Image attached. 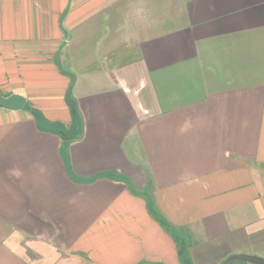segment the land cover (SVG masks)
<instances>
[{
	"label": "crops",
	"instance_id": "obj_1",
	"mask_svg": "<svg viewBox=\"0 0 264 264\" xmlns=\"http://www.w3.org/2000/svg\"><path fill=\"white\" fill-rule=\"evenodd\" d=\"M12 94L0 264L264 259V0H0Z\"/></svg>",
	"mask_w": 264,
	"mask_h": 264
},
{
	"label": "water",
	"instance_id": "obj_2",
	"mask_svg": "<svg viewBox=\"0 0 264 264\" xmlns=\"http://www.w3.org/2000/svg\"><path fill=\"white\" fill-rule=\"evenodd\" d=\"M24 102H25V98L17 94H12L8 97H4L0 95V106L6 109H10V110L20 109L23 107ZM232 260H241L252 264H264L263 258L254 255H247V254L230 256L222 264H227Z\"/></svg>",
	"mask_w": 264,
	"mask_h": 264
},
{
	"label": "trees",
	"instance_id": "obj_3",
	"mask_svg": "<svg viewBox=\"0 0 264 264\" xmlns=\"http://www.w3.org/2000/svg\"><path fill=\"white\" fill-rule=\"evenodd\" d=\"M182 255V261L184 264H190L188 258H186V254L185 253H181Z\"/></svg>",
	"mask_w": 264,
	"mask_h": 264
}]
</instances>
